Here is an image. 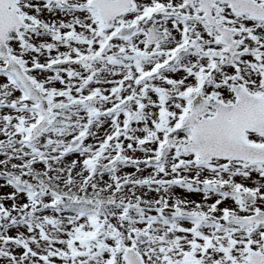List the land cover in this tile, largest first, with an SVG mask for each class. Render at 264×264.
Returning a JSON list of instances; mask_svg holds the SVG:
<instances>
[{
    "label": "rangeland",
    "instance_id": "obj_1",
    "mask_svg": "<svg viewBox=\"0 0 264 264\" xmlns=\"http://www.w3.org/2000/svg\"><path fill=\"white\" fill-rule=\"evenodd\" d=\"M86 1L61 0L49 7L41 4L39 14L44 23L31 25L22 31L20 40L9 44L31 75L38 66L44 68L54 61L52 57L72 52L74 45L63 43L64 34L72 30L82 34L84 24L92 27L86 12L78 10ZM241 25L242 30L253 26L245 21ZM59 35L62 45H57ZM249 35L242 37L243 44H251L261 34ZM251 54L242 57V68L246 63L250 68ZM252 60L259 69L260 61L256 57ZM104 67L96 64V78L103 77ZM35 75L45 79L48 87L54 85L56 93L51 95L49 132L29 142L16 125H24L23 115L31 117V110L24 112L30 104L0 60V105L5 106L0 109V138L4 140L0 144V157H4L0 160V264H18L15 256L26 257L25 264H86L88 257L97 255L105 262L93 264H127L122 251L126 245L138 250L145 264H190L193 259L215 264L245 257L247 247L257 245L264 235V223L230 222L226 217L264 209V165L219 159L197 164L195 155L182 148L189 140L187 131L178 129L184 108L170 104L144 106L127 130L123 128L128 123L126 116L105 113L114 111L113 103L107 101L87 108L83 104L71 106L65 120L59 91L77 89L79 77L64 86L52 73L40 71ZM250 86L264 91V80L256 75ZM96 87L102 88V84ZM89 91L90 87L83 93ZM79 132L89 134L88 141L78 150L65 153L70 138ZM250 138L264 141L255 134ZM166 143L172 151L159 161ZM103 144L106 150H101ZM116 156L122 157L112 169L92 175L95 164L106 166ZM133 160H140L139 169L129 166ZM188 172L189 182L185 179ZM6 173L20 177V182L8 179ZM71 181L86 182V188H72ZM127 183L134 189L129 190ZM149 186L158 190L152 196ZM164 186L181 187L190 194L182 197L177 193L182 199L172 200L168 196L173 192L164 193ZM252 188L258 190L257 202L246 209L238 189ZM150 197L152 203L147 201ZM147 204L152 209L147 210ZM167 207L174 211H167ZM2 210L6 212L2 214ZM180 225H185L187 232H180ZM102 232L106 233L103 239L91 238ZM139 233L149 238L138 242ZM228 249H232L230 255Z\"/></svg>",
    "mask_w": 264,
    "mask_h": 264
},
{
    "label": "flooded vegetation",
    "instance_id": "obj_2",
    "mask_svg": "<svg viewBox=\"0 0 264 264\" xmlns=\"http://www.w3.org/2000/svg\"><path fill=\"white\" fill-rule=\"evenodd\" d=\"M48 1L61 0H19L18 6L23 12L39 10L40 3ZM91 1L87 0L78 10L86 12L92 27L83 25L85 30L76 40L72 52L61 54L74 62L58 69L59 72L54 74V79L65 86L79 77L77 89L60 92L63 99L72 95L82 96L87 88L92 90L102 84L103 89L92 95L95 100L117 104L128 100L129 107L170 104L185 108L181 117L184 122L194 106H197V112L204 113L199 118H211L215 117L218 108L238 105V85L254 93L264 94L263 90L250 86L256 75L258 79L264 80V32L258 38L254 37L255 41L251 44L246 43L247 50L246 44L241 42L244 35L250 36L249 33L252 32L248 28L242 30V21H251L263 29L264 21L238 13L231 3L224 0H133L132 8L117 15L113 23L107 25L99 10L101 1L94 5H91ZM108 9L114 15L113 2ZM24 15L28 18L29 25L38 24L43 16L34 13ZM112 36L116 37L111 40ZM159 36L163 37L148 44V39ZM67 37L71 40L65 43H72V37ZM250 52L252 59L255 60L256 57L260 61L259 69L251 58L248 59L250 68H246L247 63L242 68V57L250 55ZM79 63H84L85 73L93 76L86 77L85 73L77 71L68 72L69 68L78 67ZM96 64L105 66L102 78H96ZM36 82L42 94L50 100L52 90L47 82L38 78ZM103 92L105 96L100 95ZM3 107L5 106L0 105V109ZM29 109L32 116L24 118V125L21 127L16 125L20 134H30L36 121L40 120L34 117V106ZM192 126L182 124V127H188V133ZM45 132L37 138L42 137ZM14 138L12 135L11 139ZM3 142L0 138V144ZM245 163L259 164L251 161ZM231 251L227 254H231ZM247 251L256 252L254 254L260 257L259 260H264V248L259 250L248 247ZM246 260L247 257L238 259V262L244 263ZM15 261H20V258H15ZM235 261L237 260L223 264Z\"/></svg>",
    "mask_w": 264,
    "mask_h": 264
},
{
    "label": "water",
    "instance_id": "obj_3",
    "mask_svg": "<svg viewBox=\"0 0 264 264\" xmlns=\"http://www.w3.org/2000/svg\"><path fill=\"white\" fill-rule=\"evenodd\" d=\"M2 2L15 3L16 0H0ZM244 11H250L258 15L254 9L246 8ZM24 26V23L16 13V8L12 11L2 9L0 6V56L7 57L4 42L8 38L17 37L18 28ZM9 69L12 70L18 80L28 89L30 82L24 76L22 68L10 58ZM239 100V112L232 120L225 117H218L209 125H196L193 132V142L190 148L195 150L203 159L213 155L227 157L244 156L241 152L240 142L246 128H251L264 132V103L243 92ZM45 117L38 125L41 129L48 123L50 112L47 105L42 104ZM208 131V132H206ZM81 137L71 142L72 147H76Z\"/></svg>",
    "mask_w": 264,
    "mask_h": 264
},
{
    "label": "bare ground",
    "instance_id": "obj_4",
    "mask_svg": "<svg viewBox=\"0 0 264 264\" xmlns=\"http://www.w3.org/2000/svg\"><path fill=\"white\" fill-rule=\"evenodd\" d=\"M0 159H1V157H0ZM139 163H140V160H133L131 163H130V167H134V168H137V169H139L140 168V165H139ZM187 178H190V173L188 172L187 173ZM135 176H137V174L135 175ZM84 184H82V183H80V184H78L76 181H71V187L72 188H74V185H77V189H80L81 190V188L83 189V188H86L85 186V183L86 182H83ZM127 184H129V190L131 189V188H133L134 189V186H132V185H130L131 183H127ZM126 184V185H127ZM85 185V186H84ZM150 187V192H149V195L150 196H152V194L156 191H158L157 189H154L152 186H149ZM163 191H164V193H168V192H173V194L174 195H170V196H168L170 199H172V200H175V199H177V200H181L182 198L180 197V198H178V196H176V194L178 193V194H180L182 197L184 196V194L186 193V194H190V192L188 193V191L186 190V189H184V188H181V187H176V188H174L173 186H164V188H163ZM203 197V196H202ZM147 201H148V203H152L153 202V199L150 197L149 199H147ZM147 210H150V209H152L151 208V205L150 204H147L146 205V207H145ZM204 212L205 213H207V211L204 209ZM180 232H182V233H185V232H187L186 231V226L185 225H180V227H179V229H178ZM51 244V243H50ZM101 261H104V259L102 258V257H100V256H97V257H93V258H91L90 259V263H98V262H101Z\"/></svg>",
    "mask_w": 264,
    "mask_h": 264
}]
</instances>
